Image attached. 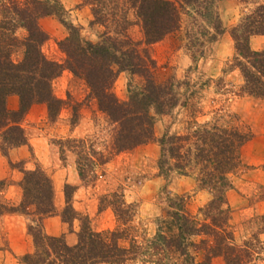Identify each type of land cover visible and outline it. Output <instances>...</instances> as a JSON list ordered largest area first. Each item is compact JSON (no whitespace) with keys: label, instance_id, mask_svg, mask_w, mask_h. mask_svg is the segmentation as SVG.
Returning a JSON list of instances; mask_svg holds the SVG:
<instances>
[{"label":"trees","instance_id":"16d2710c","mask_svg":"<svg viewBox=\"0 0 264 264\" xmlns=\"http://www.w3.org/2000/svg\"><path fill=\"white\" fill-rule=\"evenodd\" d=\"M219 1L82 0L90 7V23L103 28L99 39L92 41L82 35L79 25L65 18L60 0H0V137L4 154L25 142L19 122L31 105L44 103L51 119L58 115L63 101L52 94L51 82L66 68L85 82L88 96L112 126L107 146L93 136L64 141L75 154L83 183H94L99 168L112 155L156 139L161 175H193L198 185L215 193L204 210L209 222L190 217L182 197L168 198L171 221L157 218L154 235L140 241L133 221L136 209L126 203L121 191L99 197V210L111 208L119 223L112 229L96 230L87 215L73 209L74 188L65 183L61 220L67 223L68 232L74 231V220L79 221L76 240L68 243L65 233L44 230V220L56 214L50 177L40 167L23 170L18 203L0 202V214L18 213L30 220L27 230L32 250L24 253L23 263L211 264L221 256L225 264H244L256 258L257 234L237 243L229 223L232 210L223 196L231 185L229 175L241 165L240 148L251 134L216 115L201 120L203 105L200 95L194 96L195 86L186 79H157L159 66L149 50L151 44L174 35L181 43L186 39L181 46L193 60L204 57L207 45L224 30ZM45 16H57L67 29V36L58 42L65 54L62 64L47 58L41 49L47 35L39 20ZM134 27L140 32L139 39L130 33ZM20 30L22 34H18ZM254 35H264V3L249 9L232 27L235 51L230 65L242 77V93L264 97V49L251 48L249 40ZM122 71L130 76L124 100L112 90ZM11 95L18 97L16 109L7 106ZM72 114L75 123V108ZM162 115H170L172 120L157 138L155 124ZM260 188L263 191L264 185ZM195 235L201 236L199 245L191 238Z\"/></svg>","mask_w":264,"mask_h":264},{"label":"rangeland","instance_id":"374dc122","mask_svg":"<svg viewBox=\"0 0 264 264\" xmlns=\"http://www.w3.org/2000/svg\"><path fill=\"white\" fill-rule=\"evenodd\" d=\"M264 0H221L218 11L224 27L221 35L205 50L202 58L193 60L190 53L181 46L186 41L176 36H167L150 45L149 50L156 60L157 79L172 77L176 81L189 80L195 86L194 96L201 97L203 105L200 119L210 116L220 117V121L237 124L240 129L249 132V139L241 146V165L229 175L230 186L224 191L225 202L230 206V228L239 245L257 234L258 251L256 258L244 264H264V97H256L240 90L242 77L238 69L230 67L234 55V41L231 29L241 16ZM65 18L79 25L82 35L97 41L102 26L91 24L92 14L88 5L77 4L66 10ZM39 25L47 39L41 46L47 58L64 63L65 54L58 42L67 36L66 27L57 16L40 18ZM184 30H181L183 38ZM20 30L18 34H22ZM134 39H139L138 28L131 29ZM251 47H261L263 37H252ZM188 78V79H187ZM130 79L127 72H120L114 80L112 90L120 99L126 98V87ZM135 81V80H134ZM52 94L63 101L55 117L48 116L44 103H34L19 122L25 135V142L3 152L0 137V202L17 204L21 198L20 181L23 170L42 168L50 177L53 186V201L56 214L47 219L44 230L59 235L65 233L68 243L76 240L75 231L79 221L73 222V232H68L67 223L62 222L60 211L64 206L63 187L65 183L73 186L71 205L79 215H87L91 226L96 230L112 229L117 221L113 210H99V197L103 193L119 190L126 203L134 205V224L137 226L140 241L154 235L156 219L166 217L170 209L168 198L182 197L187 214L192 218L209 222L205 216V207L214 197V191L197 184L193 175L176 172L168 177L161 175L157 168L159 144L156 139L141 144L126 152L114 154L102 168L94 183H83L77 174L75 154L64 142L68 138L93 136L99 143H109L112 126L106 121L104 113L98 110L94 99L88 96L85 82L64 68L51 82ZM197 90V91H196ZM7 106L16 109L18 97L11 95ZM72 108L76 109V122H72ZM218 112V114H217ZM172 120L170 115H162L155 124V136L158 138ZM19 147L25 149L19 158ZM6 150V149H4ZM30 220L22 214L4 212L0 214V264H25L24 253L32 250V238L27 225ZM21 226L24 228L21 232ZM59 232V233H58ZM204 237V236H203ZM199 245L201 236L191 237ZM12 244V245H11ZM19 245L22 249L19 251ZM29 250V251H28ZM106 264V263H100ZM136 264H140L136 263ZM211 264H225L221 256L212 259Z\"/></svg>","mask_w":264,"mask_h":264},{"label":"crops","instance_id":"0c3cea01","mask_svg":"<svg viewBox=\"0 0 264 264\" xmlns=\"http://www.w3.org/2000/svg\"><path fill=\"white\" fill-rule=\"evenodd\" d=\"M61 1V3H62V5L64 6V8L66 9V10H68L69 11V9L71 8V7H73L75 4H77L78 2H79V0H60ZM257 36H261V37H263V42H264V35H254V36H251L250 37V40H251V38L252 37H257ZM252 49H255V50H257V49H264V44L261 46V47H251ZM24 153H25V149L24 148H22V147H19V150L17 151V154H20V156H19V158H21V157H23L24 156ZM3 176V173H2V171H0V178ZM53 217H54V215L53 216H49V217H47L45 220H44V225L46 226L47 225V219L48 220H50V219H53ZM20 231L22 232L23 231V233H24V228L21 226V229H20ZM47 233H49V232H47ZM56 233V232H55ZM55 233H49V234H55ZM59 233V232H58ZM12 245V244H11ZM19 251H21V249H22V247H21V245H19ZM29 251V250H28Z\"/></svg>","mask_w":264,"mask_h":264}]
</instances>
